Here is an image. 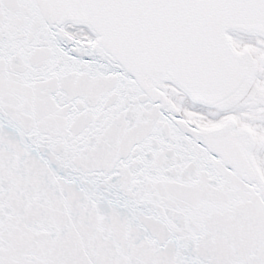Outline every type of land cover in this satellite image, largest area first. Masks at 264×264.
<instances>
[{
  "label": "water",
  "instance_id": "obj_1",
  "mask_svg": "<svg viewBox=\"0 0 264 264\" xmlns=\"http://www.w3.org/2000/svg\"><path fill=\"white\" fill-rule=\"evenodd\" d=\"M230 32L264 38V0H0V264H264L252 132L162 89L237 106Z\"/></svg>",
  "mask_w": 264,
  "mask_h": 264
},
{
  "label": "bare ground",
  "instance_id": "obj_2",
  "mask_svg": "<svg viewBox=\"0 0 264 264\" xmlns=\"http://www.w3.org/2000/svg\"><path fill=\"white\" fill-rule=\"evenodd\" d=\"M65 29L69 34L75 36L72 30L81 28L67 24ZM83 30L92 37L86 28ZM229 37L237 50L248 52L258 62V73L254 84L237 106H233L229 111H218L188 101L187 105L183 107L176 97L165 89L172 86L171 84H162V89L167 92L166 94H168L167 96L174 105L177 114L190 119L195 125L212 126L226 118H232L239 127L249 128L255 141L252 154L264 179V148H262V141H264V38L238 32H230ZM259 50L262 52L260 53Z\"/></svg>",
  "mask_w": 264,
  "mask_h": 264
},
{
  "label": "rangeland",
  "instance_id": "obj_3",
  "mask_svg": "<svg viewBox=\"0 0 264 264\" xmlns=\"http://www.w3.org/2000/svg\"><path fill=\"white\" fill-rule=\"evenodd\" d=\"M78 27V26H75ZM81 29H76V30H72L73 34L78 37V38H85V39H89L91 38L90 35H88L86 33V31L83 30L84 27H80ZM260 53L262 52L261 50H259ZM172 85V84H171ZM168 91L171 92V94L176 97V99L178 100L179 104L181 106H186L187 102L189 101L188 98L184 95V93L182 91H180L178 88H176L175 86H168L165 88ZM166 92V93H167ZM168 95V94H167ZM190 102V101H189ZM192 103V102H191ZM202 106V105H201ZM264 140V139H263ZM262 148H264V141H262Z\"/></svg>",
  "mask_w": 264,
  "mask_h": 264
}]
</instances>
